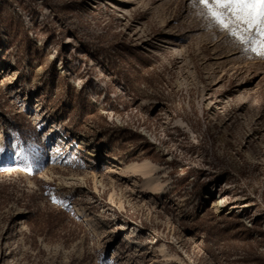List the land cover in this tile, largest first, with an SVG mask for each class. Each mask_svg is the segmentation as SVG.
<instances>
[{
	"label": "rangeland",
	"instance_id": "rangeland-1",
	"mask_svg": "<svg viewBox=\"0 0 264 264\" xmlns=\"http://www.w3.org/2000/svg\"><path fill=\"white\" fill-rule=\"evenodd\" d=\"M0 149V264H264V59L193 0H0Z\"/></svg>",
	"mask_w": 264,
	"mask_h": 264
},
{
	"label": "snow or ice",
	"instance_id": "snow-or-ice-1",
	"mask_svg": "<svg viewBox=\"0 0 264 264\" xmlns=\"http://www.w3.org/2000/svg\"><path fill=\"white\" fill-rule=\"evenodd\" d=\"M193 5L209 27L227 32L245 53L264 59V0H193Z\"/></svg>",
	"mask_w": 264,
	"mask_h": 264
},
{
	"label": "bare ground",
	"instance_id": "bare-ground-1",
	"mask_svg": "<svg viewBox=\"0 0 264 264\" xmlns=\"http://www.w3.org/2000/svg\"><path fill=\"white\" fill-rule=\"evenodd\" d=\"M149 164L147 163H134L126 167V171L132 173H139L143 176H148L152 171L150 170Z\"/></svg>",
	"mask_w": 264,
	"mask_h": 264
}]
</instances>
